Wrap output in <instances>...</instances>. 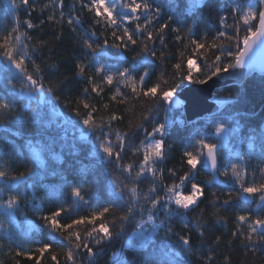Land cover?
<instances>
[{"label": "snow or ice", "instance_id": "6c2138e0", "mask_svg": "<svg viewBox=\"0 0 264 264\" xmlns=\"http://www.w3.org/2000/svg\"><path fill=\"white\" fill-rule=\"evenodd\" d=\"M9 3L14 11L21 4L24 7L30 6L29 0H18V3L16 0H9ZM212 4L213 0H170L165 12L155 0H74V3L69 5L70 12L66 14L65 0H48L41 9V11L52 9L47 22L62 23L66 18L73 32L81 29L82 59L75 65L77 76L84 77L86 71L92 73L87 76L91 88H83L84 98L77 99L73 110L79 118L77 121L63 118V114L56 111V106L50 105V99L55 98L54 88L59 85L50 84L45 87L40 65L30 54L31 36L20 31L18 18L10 31L0 35V57L3 58L0 61V73L6 74L3 80H0V85L4 87V93L0 94V130L5 134L11 132L13 136L18 134L8 126L13 123V114L17 112L15 100L17 96L26 100L25 108L31 109V116L27 121L21 120V125L26 123L29 126L38 125L45 132L50 129L56 130L55 135L49 134L48 140L41 137L34 143L36 137H32L25 142L20 152L12 150V155L16 159L25 161V170L20 171L18 175L11 174L7 170L8 165L0 163V213L12 222L16 213L27 208L39 214L38 219L42 222V227L28 222L27 232L13 236L10 230L4 229V221L0 220V231L5 232L10 241L22 240L28 233L40 232L43 229H47L50 234V242L39 244L34 250V253L39 254L36 264H40V258L44 257L45 253L51 254L54 264H60L57 255L51 252L57 245L66 249L63 253L65 264H78L82 251L87 256L86 264H96L97 257L102 254L101 249L121 239L126 227L133 222L134 237L129 238V242L119 251L112 252L108 264H129L122 256L125 248L144 253L140 258V264H186L182 257L193 255L191 230H194L203 242L206 227L199 223L190 225L186 214L199 207L205 196V186L225 183L219 180L218 177L221 176L226 180H234L239 188L237 196L243 194L240 198L244 204L256 203L259 212H264V183L247 182L248 168L245 153L241 150L243 141L240 139L238 122L233 126L229 121L213 119L208 122L211 127L202 133L198 130V122L193 121V127L197 130L192 134V142L182 153L183 164L187 166V170L177 177L175 169H168L169 176L174 179L170 184L164 183V169L160 164L166 155V137L173 124L185 126L183 119L173 120L170 115L182 107L178 92L185 82L203 85L214 77L240 75L238 70L241 69L247 68L252 72L254 62L249 54L257 48L264 50V0H233L229 9V15L233 19L231 25L227 23L229 15H217L220 27L234 29V35L227 31H218L210 44L206 38L192 39L193 28L181 27V17L178 15L181 7L183 16H195L197 13H203L205 9L210 10ZM77 5L79 12L76 11ZM31 9L36 11L34 5H31ZM85 11L92 14L94 25L111 29L112 43H109L107 38L101 43L95 30L82 28L81 15ZM164 15L167 16L166 20H162ZM23 23L27 29L37 27L30 18L25 19ZM44 23L42 19L40 24ZM174 23L177 26L172 27L171 31L176 33V42L179 44L182 40L188 41L184 47L186 49L189 45L193 46V56L209 48H218L219 54L215 55L211 63L207 62L209 57L202 54L205 60L203 68L206 69L202 70L197 66L195 59L180 52V59L172 65L175 71L171 80L165 78V74L161 72L157 82L145 88L150 72L147 67H144L143 73L138 76L137 72L140 67L157 59L155 41L159 39L161 45H164L165 32ZM55 38L60 39L61 36L58 34ZM232 41H235V51L231 50ZM31 51H35V46ZM128 52L135 53L132 55V62L128 66H122L121 62L127 60L124 54ZM103 57H110L116 63H100ZM163 58L161 53L159 59L162 61ZM29 60L32 61L31 71L27 63ZM259 71L264 79V66H261ZM104 85L113 89L110 99L116 103H126L128 96L124 90L130 89L135 99L140 101L143 97L142 102L148 105L141 115L140 122L135 124L137 130L143 131V138L139 144H134L130 135L131 122L129 131L121 132L115 129L114 122L123 117L115 112L109 113L107 103L103 104L102 110H98L86 99L89 91L100 96L104 91ZM33 102H36V107H33ZM227 103L232 101H220L221 105ZM162 105L168 107L164 109L163 122H158L153 113L158 112ZM49 106L50 110H46ZM98 111L99 116L94 115ZM148 120L153 122L151 130L143 123ZM89 134L94 135V139ZM230 137L237 140L235 152L229 149L228 156L224 157L222 149ZM69 138L72 141L70 146ZM247 139L249 149L247 157L251 159L253 155H257L258 145L259 173L264 176V128L253 129V134ZM80 142L86 146L80 147ZM57 143H60L62 148L69 146L70 152L82 156V160L87 161L81 162L76 169L78 179L75 183H70L55 169L49 172L48 160H60V155L56 151ZM126 148L131 152V157L142 158L138 161L130 159V162L124 163L123 154ZM222 160L225 161L224 164L221 163ZM29 163L32 164L31 167H28ZM201 169L211 176L205 184H201L195 178L196 172ZM49 174L60 176L62 183L58 194H54L58 206L44 214L43 205L33 189L38 187L35 183L37 178L43 180ZM89 174L101 179L104 190L111 199L99 208H94L89 215L76 216L70 223H63L61 218L64 213L78 211L81 206L89 204L87 198ZM149 178L147 190H141L140 184ZM69 194L71 199L66 201L65 197ZM225 195L227 198L223 199L222 206L227 210L232 206L233 193L229 191ZM212 197L210 203L216 207L220 198L215 192L212 193ZM259 212L239 208L235 216L236 230L231 233L233 239L239 237L246 241L244 247L253 254L264 251V247L257 248L258 244L264 246V216ZM158 219L159 223L156 222ZM173 220L180 221L183 227L190 231L175 232L171 223ZM219 222L218 218L217 223ZM133 240H138L135 246ZM220 240L221 237L217 236L213 244L218 245ZM93 244L97 246V250H94ZM15 247L17 249L15 256H24L28 260L34 258L32 251L24 250L21 245ZM201 251L196 250L197 258L203 259L204 264H212L214 256L210 254L211 249L209 254L204 256L201 255ZM223 260L224 264H229L230 257L225 256ZM16 264H19V261Z\"/></svg>", "mask_w": 264, "mask_h": 264}, {"label": "trees", "instance_id": "16d2710c", "mask_svg": "<svg viewBox=\"0 0 264 264\" xmlns=\"http://www.w3.org/2000/svg\"><path fill=\"white\" fill-rule=\"evenodd\" d=\"M18 3V0H16ZM48 0H29V7H24L22 4L14 11L9 3V0H0V35L6 34L17 21L19 20L20 31L27 32L31 36V41L29 42V50L32 58L37 64L40 65L41 75L43 77V83L47 88L51 85H59V87L54 88V97L50 99V105L56 106V111L63 114V118L77 121L79 118L74 113V108L76 107V101L82 97V90L84 87L91 88L87 82V76L91 75V71H86L84 77H79L76 74V63L79 59H82V33L81 29L78 28L76 32H73L70 26L66 22V18L62 23H49L47 22L48 15L52 12L51 8L44 9L41 11L43 5L47 3ZM233 0H213L211 9H205L203 13H197L195 16H183V7H181L178 15L181 17V27L187 28L191 26L193 28L192 39L207 40V43H212L213 38L217 36L218 31H227L229 34L234 35V29L232 28H221L217 20V15H229V9L232 5ZM74 0H65L64 11L66 14L70 12L69 5H72ZM162 9L167 12V6L170 0H155ZM31 5H34L36 11H32ZM76 11L79 12V5L76 6ZM31 16L29 17V13ZM57 16L59 13L57 12ZM31 19V22L37 27L33 29H27L23 21L25 19ZM44 20L43 25L40 24L41 20ZM167 16L164 15L162 20H166ZM82 28L85 30H95L97 33V38L102 43L105 38L108 39L109 43H112L111 29H103L99 25L93 24V16L91 13L84 12L81 15ZM229 25L233 23L232 17L229 15L227 21ZM255 23V22H253ZM159 22L155 25L158 27ZM177 25L172 24L165 32V42L161 45L159 39L155 41L154 50L157 53V59L153 62L148 63L145 66L139 68L137 76L142 74L144 67L150 72V78L147 79L145 88L152 86V84L157 82V78L160 76L161 72L165 74V78L171 80V76L175 71L172 65L180 59V52H184L185 56H190L195 59L197 66L201 67L202 70L205 64L202 54H206L209 59L208 63H211L215 59V55L219 54V49H206L201 50L195 56L192 55L193 46L189 45L185 49L184 45L188 41L182 40L179 44L175 40L176 33L171 31L172 27ZM131 27V26H130ZM103 33V35H101ZM60 35V39H56L57 35ZM183 35V33H182ZM243 35V32L241 33ZM221 40L223 38H220ZM46 42V43H42ZM166 45V46H165ZM35 46V51L31 49ZM231 50L235 51V41L231 42ZM243 47V45H241ZM136 51H139L137 46ZM163 53V60L159 59L160 54ZM135 53L128 52L124 55L127 56L126 61H122V66H128L132 62V55ZM3 58L0 57V61ZM29 65V70L31 71L32 61H27ZM100 63H116L110 57H103L100 59ZM5 73H0V80H3ZM194 75H200L199 73H194ZM202 78V77H201ZM188 83L185 82L186 86ZM193 84V83H191ZM183 86V87H184ZM104 91L100 96L89 91L86 99L92 105H94L98 110H102L103 104H109V113L115 112L116 114L122 116L121 120L115 121L113 127L120 130L121 132L129 131L130 122L132 124V129L130 135L132 136L133 143L139 144L140 140L143 138V131L137 130L135 124L140 122L141 115L144 110L148 107L147 104L143 103V97L138 101L132 96L130 89H125L127 93L128 100L126 103H116L110 99L113 89L109 88L107 85L103 86ZM4 93L3 85H0V94ZM215 95L213 98L219 100H230L232 103L223 104V107L209 115L199 117L193 121L198 122V130L200 132H206L211 125L209 121L215 119L225 120L232 123L233 126L239 123L240 127V139L243 141L241 145V150L245 153V161L248 168L247 182L256 184L264 183V176L259 173L260 162L258 159V145H257V155H253L251 159H248L247 153L248 149V139L250 135L253 134V129L259 130L264 128V79H262L261 74L252 73L240 84H230L219 87L213 91ZM17 112L13 114V123L8 126L12 131L18 134L13 136L11 132L5 134L0 130V163L8 165L7 170L13 175H18L20 171L25 170V161L22 159H16L12 155V150L15 149L16 152H20L22 146L25 142L32 137H36L33 141L37 143L41 137L44 140L49 139V134L55 135L56 130L50 129L45 132L40 126H29L27 123L21 125L20 121H27L31 116V109L25 108L24 104L26 100L22 97H15ZM67 105V106H66ZM33 107H36V102H33ZM168 105H162L158 112H154L153 115L158 122H163L165 112L164 109ZM46 110H50V106ZM81 111L84 109L81 106ZM100 112L94 113V115L99 116ZM171 118L183 119L185 121V126L173 124L169 129V135L166 137L167 143L165 145V159L160 164V167L164 169L163 178L165 184L172 183L174 178H171L168 174V169H175L177 171V177L182 175L186 170L187 166L183 164L182 153L185 148L192 142L191 137L196 128L193 127V121H186L183 114L182 108L176 109L171 114ZM234 118V119H232ZM145 127L151 130L153 122L151 120L143 121ZM86 131V130H85ZM71 137V133L69 134ZM78 135V134H77ZM94 139V135L89 134ZM113 139L115 137L113 136ZM72 143L71 138H69L68 145ZM237 143L236 138H229L226 146L222 149V154L227 157L229 154V149L235 152V145ZM69 146H64L62 148L60 143L56 145V151L60 155V160H48L49 172L55 169L56 172L61 173L70 183H75L78 179L76 174V169L80 166V163H87V161L82 160V156L73 154L69 151ZM82 142H80V147H85ZM11 156V159H10ZM142 157H131V152L126 148L123 154V162L128 163L131 160L138 161ZM234 155L232 159L234 160ZM222 164L225 163L224 160L221 161ZM32 164H28L31 167ZM255 171V176L253 172ZM116 173L114 172L113 175ZM196 181L201 184L211 178L209 173H206L203 169L196 172ZM220 181H224V184L213 185L211 187L205 186V196L199 204V207L188 212L186 214L187 222L192 225L199 223L201 225H206L205 236L203 242H201L198 234L191 230L192 245H193V255H184L182 259L186 261V264H204L203 259H198L196 250L201 249V255L209 254V249L214 256L212 264H224L223 258L225 256L230 257L229 264H264V251H257L255 254L247 251L244 245L246 241H242L239 237L233 239L231 233L236 230V220L235 216L238 213L239 208H243L249 211L259 210L256 207V203L244 204L243 200L240 198L243 196H237L239 192L238 186L235 185L234 180L227 179L225 177H218ZM149 179H145L140 184V188L143 191L147 190L149 186ZM38 187L33 189L35 191L37 199L42 203L44 214L49 211L55 210L58 206V202L55 199L54 194H58L60 185L62 183L60 176H54L49 174L43 180L37 178L35 181ZM226 185V186H225ZM190 187V185H189ZM65 191H68L65 189ZM231 191L233 193L232 206H229L227 210L222 206L223 199L227 198L225 193ZM215 192L219 201L216 207L210 203L213 199L212 193ZM7 197H5L6 199ZM87 198L89 204L81 206L78 211L64 213L61 220L63 223H70L72 218L76 216H87L94 208H99L104 205L106 201L111 199L108 193L104 190V185L101 179L94 174H89L88 176V192ZM70 194L65 197V200H70ZM254 199V198H249ZM67 206V203H66ZM217 209L219 211L217 212ZM203 210V211H201ZM261 216H264V212H259ZM37 213L29 211L27 208L23 209L21 212L16 213L14 220L9 222L6 217L0 213V220L4 221V229L10 230L13 236L21 235L27 232L28 222L39 224L42 227V222L38 219ZM161 219L163 216L161 215ZM220 222L217 223V219ZM111 219V217H110ZM159 223V219L156 221ZM171 223L174 225V231L177 233L189 232V229H185L180 221L173 220ZM135 223H130L126 227V232L121 239L114 241L111 245L101 249L102 254L97 257L96 264H108V259L112 252L119 251L122 246L129 242V238L134 237ZM118 230V226H117ZM246 231V228L244 229ZM162 235V234H161ZM217 236L221 237L220 243L214 245L213 241ZM255 239V237H254ZM176 237H173L175 242ZM231 241V244H229ZM50 242V234L47 229H43L40 232H31L23 236L22 240L10 241L8 235L5 232L0 231V264H36V258L39 257L38 253H34L35 248L42 243ZM138 242V240H133V244ZM15 245H21L24 250L32 251L34 253V258L28 260L24 256H15V251L17 250ZM94 250H97V246L92 245ZM264 247L262 245H257V248ZM66 249H62L60 246H54L51 250L52 253L57 255L60 264H65V256L63 255ZM144 255L143 252L134 251L133 249L125 248L122 256L126 258L129 264H140V258ZM80 259L78 264H86L87 256L85 252H80ZM40 264H54L51 259V254L45 253L44 257L40 258Z\"/></svg>", "mask_w": 264, "mask_h": 264}, {"label": "water", "instance_id": "95a60500", "mask_svg": "<svg viewBox=\"0 0 264 264\" xmlns=\"http://www.w3.org/2000/svg\"><path fill=\"white\" fill-rule=\"evenodd\" d=\"M249 55L253 57L254 62V70L252 72H249L247 68L241 69L238 70V72L241 73L240 75L214 77L206 84H196L187 91L178 93V97L182 101L183 115L187 121H192L196 118L216 112L215 110L217 108H215V105H211L208 102L211 93L215 89L225 85L240 84L254 72L261 74L259 69L261 66H264V50L257 48Z\"/></svg>", "mask_w": 264, "mask_h": 264}, {"label": "rangeland", "instance_id": "374dc122", "mask_svg": "<svg viewBox=\"0 0 264 264\" xmlns=\"http://www.w3.org/2000/svg\"><path fill=\"white\" fill-rule=\"evenodd\" d=\"M194 85H196V83H193V84H187L186 86L182 87V89H181L178 93L185 92V91H187L190 87H192V86H194ZM213 95H214V93L212 92V93H211V97L209 98L208 102H209L211 105H212V104L215 105V108H217L215 111H218V110H220V109L223 107V105L220 104L221 99L217 100V99L213 98ZM179 99H180V98H179ZM180 100H181V99H180ZM211 114H212V113H211Z\"/></svg>", "mask_w": 264, "mask_h": 264}]
</instances>
